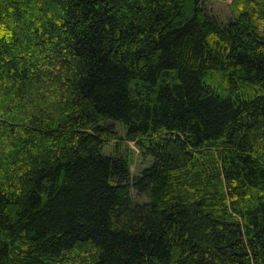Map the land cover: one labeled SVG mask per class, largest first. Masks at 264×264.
<instances>
[{"label":"trees","instance_id":"16d2710c","mask_svg":"<svg viewBox=\"0 0 264 264\" xmlns=\"http://www.w3.org/2000/svg\"><path fill=\"white\" fill-rule=\"evenodd\" d=\"M205 1L0 0V264H264V0Z\"/></svg>","mask_w":264,"mask_h":264},{"label":"rangeland","instance_id":"374dc122","mask_svg":"<svg viewBox=\"0 0 264 264\" xmlns=\"http://www.w3.org/2000/svg\"><path fill=\"white\" fill-rule=\"evenodd\" d=\"M234 0H207L205 1V13L212 19H214L218 24H225L231 17H233V8L232 5ZM118 128V135L123 136L124 130L121 127ZM121 140V139H119ZM113 143H110L108 147H106V151L110 152L113 149ZM126 144H124L125 147ZM127 146L132 150V154L130 156V165L131 172L133 175H136L140 172V170L146 166V162L142 161L138 155L137 149L134 147L133 143H128ZM134 200L137 202H142L145 199L137 196L134 192H132Z\"/></svg>","mask_w":264,"mask_h":264}]
</instances>
